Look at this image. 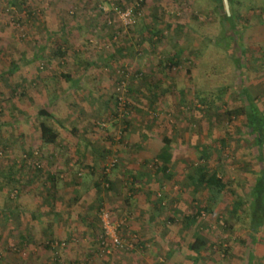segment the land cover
<instances>
[{
	"label": "rangeland",
	"instance_id": "rangeland-1",
	"mask_svg": "<svg viewBox=\"0 0 264 264\" xmlns=\"http://www.w3.org/2000/svg\"><path fill=\"white\" fill-rule=\"evenodd\" d=\"M112 1L129 5L133 0ZM143 1V15L137 24L124 28L118 22L107 24V14L101 6L108 7V0H63L59 7L61 19L53 20L47 17L53 5L48 0H0V150H4L0 155V264H178L181 253L198 257L188 258L191 264H248L247 245L241 239L250 230L248 188L260 165L255 133L251 134L248 124L251 104L264 115V50L245 46L243 30L264 24V0H227L229 13L224 0ZM221 4L226 16L223 11L219 13ZM123 38L129 39L126 45L132 50L119 60L113 51ZM128 58L145 63L144 70L124 64ZM84 61L99 62L94 72L99 70L109 87L106 92L99 91L93 88L95 83L85 82L82 91L94 95L86 92L84 97L81 91L70 92L65 104L77 109L83 102L96 111L101 108L91 124L106 129L101 133L107 144L124 142L130 112L136 106L131 100H135L132 92L137 87V112H145L137 113V117L156 119L165 127L160 133L164 135L168 129L166 133L177 141L187 133L189 148L197 145L193 159L182 163L183 169L176 163L178 174L169 187L181 185L187 171L197 174L202 168L214 170L229 181V189L234 192L217 196L221 206L217 201L215 206L197 210L200 207L195 205V199L192 205L176 208L170 220L163 217L167 235L182 232L186 222L191 225L180 242L167 237L164 246L153 242V238L143 240L137 232H125L128 227L120 221L123 217L112 216L106 192L112 202L123 207L136 190V181L126 175L118 178L121 188L127 190L124 197L119 194L120 187L111 185L119 169L115 152L105 154L100 172L92 178L97 190L85 203L79 201L82 195L74 191L75 181L72 185H65L59 177L48 185L38 181L48 169L41 156L43 166L33 167L27 161L31 158L29 152L39 151L38 147L23 146L22 127L30 122L31 134L36 132L40 116L26 113L29 99L22 75L44 73L61 76L68 83L71 72L92 73L87 67H78ZM159 75L164 76V81L155 80ZM121 90L125 113L118 109ZM150 99L155 103L149 107ZM164 104L168 110L161 109ZM179 106L184 107L183 115L177 111ZM235 109L242 112H232ZM182 125L186 129L179 131ZM33 137L37 136L30 138ZM112 160L114 165L106 172L104 167ZM142 167L154 173L152 162L146 161ZM186 182L190 189L189 177ZM236 196L242 203L233 214ZM155 197L161 200L162 207L167 205L165 187ZM87 204L93 210L85 213ZM103 209L109 211L122 247L101 244ZM73 210L79 216L71 225L69 212ZM197 231L206 240L198 256L188 246L195 239L191 234ZM154 246L158 251L147 259L156 250Z\"/></svg>",
	"mask_w": 264,
	"mask_h": 264
},
{
	"label": "crops",
	"instance_id": "crops-1",
	"mask_svg": "<svg viewBox=\"0 0 264 264\" xmlns=\"http://www.w3.org/2000/svg\"><path fill=\"white\" fill-rule=\"evenodd\" d=\"M48 1H50V3L53 2V5L51 10L48 9L49 11H47V17H50L51 20H53V18L61 19L60 14H62V12H59V7L61 6L60 2L63 0ZM187 1L190 2L191 0ZM221 11L222 9L220 7L219 13ZM87 17H84V20ZM78 26L80 25L78 24ZM243 33L247 37V41L243 43L245 46H251L250 48L253 49L254 47H258L259 49L263 48L264 50V24L255 25L249 29H245L243 30ZM154 45L155 44L153 42L152 46ZM131 50L132 47L130 46L128 48L116 46L113 52L116 54L118 53V59L120 60L122 57V59H124V54L130 52ZM107 59L109 58L107 57ZM128 59L125 60L124 64H127L128 62L131 66L144 70L145 63L140 62L138 64L133 58ZM130 59L134 61H131ZM100 62L103 63L104 61ZM96 64H99V62L84 61L83 64L81 63L78 66L79 68L87 67L86 70L89 69L92 73H86V75L82 73L74 74L71 72L70 77H68V83L65 81V79H62L61 76L51 77V75H46L44 73L36 76L30 73H25V75H22V82L25 84V95H27L26 99H29V103L28 101L26 102L29 106V110H26V113L33 114L37 113L41 109H45L48 113L54 116V119L40 116L37 121L39 122V127L37 128L38 130H36V132L34 130L32 134V125L30 122L26 125L23 124L22 127V131L24 132L23 141H25L24 143L22 142L23 146L25 145L28 148L30 147L29 149H31V147H38V151L40 152L41 157L47 163L46 167L49 169V173L47 171L48 169H44V171L46 170L44 176H39V179L36 177V179H38V181L42 180L43 185H48L50 183L53 184V182H51L53 180H51L50 175L47 176L50 174V172H53V174H55L52 179L55 177L57 179V177H59L62 179L65 185H72L75 181L76 189H74V191H77L82 195L79 201H83L82 203H85L84 201L90 199V195L92 196V193L97 190L96 187L93 186L94 181H92V178L95 172H100L99 168L101 167L105 154H111V152H115L119 163V169L118 171L116 170V173L113 176L115 178L117 177V179H115L114 182H111V185L115 183L116 186L120 187L119 194L124 197L127 190L121 188L119 185L121 182H118V178L125 177L126 175L130 176L136 181V190L134 191L135 193L131 197L130 202L124 203L123 207H120V205L112 202V197H107L108 192H106L107 194L105 193L106 204L111 208L113 214L112 216H115V219L123 217L120 219V221H122L123 224L128 227L125 232H137V235L143 240H149V238H153V242H162V245L164 246L165 242L167 241V237H173L171 238V241L176 243L180 242L187 232H190L191 229L189 230V228H191V225L186 222L182 225V232L178 233L177 235H167V230L165 227H163V225L165 226L166 224L163 220V217L166 216L167 219L170 220V216L176 211V208L178 209L179 207L182 209V205L189 203L192 205L195 199V205L200 207L197 208V210L204 209L205 207H211L212 205L215 206L216 202L218 201V197L213 199L211 193H209V190L204 187L203 184L192 182L190 189L187 187L188 184L186 182V177L188 178L190 175L195 176V172L190 173L187 171V173H185V177H182L181 185L176 184L177 186L169 187L172 178L175 177V174H178L175 171L177 168L175 167L176 163H179V166L183 169L182 163H184V161H189L188 159H193L195 153L194 149L197 145L195 144L193 148H189L187 133L184 134L182 139L177 141L169 133H166L168 129H166L164 135L160 133V131L165 129V127L161 126L159 121L156 119H148L143 116L137 117L138 112L136 86V91L132 92V94H134L135 100L133 97H131V100H133L132 102L136 104V106H133V109L130 112V119L127 123L126 131L124 132L125 140L123 143L119 144H116L115 142L114 144L112 142L107 144L105 140H103L101 133L105 132L106 129H98L91 124L93 115L100 113L102 110L101 108L97 109L96 111L95 107H93L91 104L83 102L81 103L83 106H78L77 109L71 108L70 105L67 106V104H65L68 102L65 101V99L70 96V92L81 91L83 92L82 95L85 97L84 94L88 92L82 91L85 87V82L95 83L93 88L95 87L96 90H102L106 92V89L109 87L108 81L105 76L98 74L99 70L94 72L93 68ZM115 64H117V62ZM120 64H123V61L120 62ZM147 65H149V63L146 64V66ZM159 79L164 81V76L159 75L155 77V80ZM54 81L57 82L56 86L54 85ZM53 85L54 87H52ZM90 93L91 92L89 91L88 94ZM153 97H155V95H153ZM26 103L23 106H25ZM153 103H155V101L150 99L149 107L153 106ZM156 104H161V101L156 102ZM33 106H36V109L32 108ZM141 106L143 108H149L148 105ZM168 107L169 106L164 104L163 108L161 109L168 110ZM171 111L175 113L173 108ZM177 111H180L181 115H183L184 107L179 106ZM139 112L141 114L142 112L145 113L144 111L140 110ZM140 113L138 114L140 115ZM40 123H45L56 133L57 136L52 143H44L42 141L40 136ZM177 127H179V124ZM185 129V126L182 125L178 130L183 131ZM178 135L180 136V132L177 133V136ZM31 136L37 137L30 138ZM164 137L169 139V142L166 145L163 142ZM163 149H166L171 155L166 174H164L163 171H157V168L162 163V161L158 158V155ZM146 161L152 162L154 164V173H151L150 171L148 172L147 169L142 167ZM181 172H183V170H181ZM178 177L180 178V176H176V178ZM184 178L185 180H183ZM252 186L253 183L248 188L249 194L251 192ZM164 187L166 189L167 205L162 207L161 200H155V196L159 193V189H164ZM57 190L61 191L58 188ZM55 191L56 190H53V193H57ZM72 192L73 188L70 189V194ZM217 206H221L219 201ZM91 209L93 210L91 205L87 204L84 208V211L86 213ZM74 211L75 210L69 212V222H71V225H74L72 223L76 221V218L79 216ZM160 219L163 221L160 222ZM158 222L161 223L160 227ZM206 227H208V225L205 226V228ZM149 232L152 234L149 235ZM197 232L198 233L191 235H193L195 238L197 236H201L199 231ZM87 239L90 238L87 237ZM241 241H245V245H247L248 264H264V223L259 227V230L256 233H251V231L248 230ZM190 245L188 246L190 247ZM154 247L156 250L150 255H147V259L149 256L154 257L158 251V246ZM121 256L125 257V255ZM141 256H143V254H141ZM174 256L177 258L178 254L175 253ZM165 257L168 258V253L165 254ZM178 258V264L193 263L190 260L191 258L188 259L189 257L184 253H181ZM196 259L198 258H194V260Z\"/></svg>",
	"mask_w": 264,
	"mask_h": 264
},
{
	"label": "trees",
	"instance_id": "trees-1",
	"mask_svg": "<svg viewBox=\"0 0 264 264\" xmlns=\"http://www.w3.org/2000/svg\"><path fill=\"white\" fill-rule=\"evenodd\" d=\"M133 2V1H132ZM117 4L120 7H125L127 5H123L121 3ZM144 1L141 0V7H143ZM221 9L223 11V14L226 16L223 5L221 4ZM30 14V12H29ZM143 15V10L142 14ZM140 16V17H141ZM139 17V18H140ZM137 19V22L139 20ZM136 22V24H137ZM135 26V25H134ZM137 26V25H136ZM129 41L126 40V38H123V40L119 41V43L116 44V46H121L124 48H128L126 45L127 42ZM116 42V41H115ZM130 42V41H129ZM131 47V46H130ZM61 53V52H60ZM174 58L175 56L172 55ZM177 59L172 61L173 63L176 62ZM252 110L250 112L251 117L249 118V124L248 126L252 129V133H255V143L258 146V151L256 154V158L259 162V168L256 172V175L253 177V186L251 188V192L247 197V206L249 210V222H250V231L251 233H256L259 230V227L263 225L264 223V115L261 114V112L256 108L254 104H251ZM242 110L235 109L232 112H239ZM39 116H44V117H50L54 119V116L50 113H48L45 109H41L37 112ZM57 121V119H56ZM40 136L41 139L44 143H52L55 138H56V133L53 131V129L49 126H47L45 123H40ZM163 142L168 144L169 139L167 137L163 138ZM4 152V150H2ZM34 151L29 152L28 154L30 155V160L29 162L38 161L39 162V156L41 155H34ZM40 154V152H38ZM171 155L168 153L166 149H163L159 155L158 158L162 161L161 165L157 168V171H163L164 174H166V171L168 170V164L170 161ZM41 162V160H40ZM26 163V161H25ZM33 167H35L34 164H32ZM41 166H43V163L41 162ZM49 176V175H47ZM53 176H50L51 180ZM189 179L191 182L198 183V184H203L204 187H206L209 190V193H211V196L213 199H215L219 194L222 192H234L229 189V181L225 180L222 175H219L216 171L214 170H207L205 168H202L197 172L195 176L190 175ZM242 203L240 197H237L234 199L233 206L231 208V212L233 214L236 213L238 206H240ZM22 238V236H21ZM60 242V241H59ZM101 244H103L101 242ZM106 245V242L104 243ZM206 246V240L204 239L203 236H197L193 243H191L189 249L192 252H195V254L198 256L200 254V251L202 250L203 247ZM187 256L191 259L198 258L194 257L191 254H187Z\"/></svg>",
	"mask_w": 264,
	"mask_h": 264
},
{
	"label": "built area",
	"instance_id": "built-area-1",
	"mask_svg": "<svg viewBox=\"0 0 264 264\" xmlns=\"http://www.w3.org/2000/svg\"><path fill=\"white\" fill-rule=\"evenodd\" d=\"M108 7L101 6L103 12L107 14V24H111L113 22H118L122 27H133L137 19L142 14L141 0H133V2L125 7H120L117 3L112 0H108ZM124 86V82H122ZM118 99V109L120 113H125V99L123 97V90L119 92L117 97ZM2 150H0V155H2ZM34 155H38L37 151L33 152ZM30 160H28L29 162ZM115 160H112L109 165H106V172L110 171L111 167L114 165ZM30 164H34L37 167H40V163L38 161L29 162ZM101 222L103 228V234L100 236L101 242H109L115 247H122V238L116 232V225L113 223L111 215L107 209H103L101 212Z\"/></svg>",
	"mask_w": 264,
	"mask_h": 264
},
{
	"label": "water",
	"instance_id": "water-1",
	"mask_svg": "<svg viewBox=\"0 0 264 264\" xmlns=\"http://www.w3.org/2000/svg\"><path fill=\"white\" fill-rule=\"evenodd\" d=\"M224 3H225L226 11L229 13V5H228V1H227V0H224Z\"/></svg>",
	"mask_w": 264,
	"mask_h": 264
}]
</instances>
